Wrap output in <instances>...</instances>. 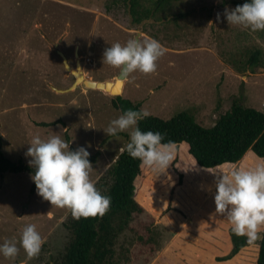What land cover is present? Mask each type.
<instances>
[{
    "label": "rangeland",
    "instance_id": "1",
    "mask_svg": "<svg viewBox=\"0 0 264 264\" xmlns=\"http://www.w3.org/2000/svg\"><path fill=\"white\" fill-rule=\"evenodd\" d=\"M128 3L0 0V150L6 156L29 163L26 153L33 137L59 136L69 147L83 146L90 155L96 154L90 179L100 189L130 130L115 137L104 131L122 115L109 90L83 84L66 92L57 90L69 88L75 80L58 49L72 67L80 59L85 78L114 81L120 69L103 64V53L117 42L124 45L135 39L139 30L141 41L157 40L166 50L155 72L136 71L124 79L120 95L140 103L142 110L166 119L188 110L206 127L234 101L264 112V31L230 25L225 16V9L243 5L244 0H180L171 9L178 14L175 19L152 17L139 30ZM257 49L262 50L258 63L248 64ZM249 154L251 165L264 162L253 151ZM231 169L232 165L200 168L185 145L175 147L174 160L165 172L142 165L138 199L145 213L140 218L154 222L149 232L120 234L114 260L118 264H256L258 239L232 259L219 260L232 248L228 231L232 226L216 212L214 197L220 172ZM178 174L183 175L179 185ZM31 176L28 172L0 175V244L15 240L19 249L14 259L0 255V264L58 263L68 241L64 223L70 210L52 206L36 187L31 192ZM29 224L36 226L43 240L32 259L19 243Z\"/></svg>",
    "mask_w": 264,
    "mask_h": 264
},
{
    "label": "clouds",
    "instance_id": "2",
    "mask_svg": "<svg viewBox=\"0 0 264 264\" xmlns=\"http://www.w3.org/2000/svg\"><path fill=\"white\" fill-rule=\"evenodd\" d=\"M225 16L230 25L264 31V0H246L232 10L225 9ZM165 51L157 40L130 39L124 45L117 42L105 49L103 64L121 69L122 78H129L136 71L149 74L156 71V62ZM149 115L146 110H127L104 131L115 137L130 130L125 150L160 174L173 162L175 145L164 143V135L159 131L140 130L139 121ZM29 144L26 155L31 157L29 164L35 169L31 178L39 196L52 206L69 209L76 220L102 217L109 210L110 197L102 195L90 179L93 165L85 147L70 150L69 144L59 136L47 140L35 136ZM220 173L214 197L216 212L227 217L233 234L253 243L264 226V163L252 169L233 168ZM19 243L28 259L38 256L43 240L34 224L24 227ZM18 251L15 240L0 244V255L5 259H14Z\"/></svg>",
    "mask_w": 264,
    "mask_h": 264
},
{
    "label": "trees",
    "instance_id": "3",
    "mask_svg": "<svg viewBox=\"0 0 264 264\" xmlns=\"http://www.w3.org/2000/svg\"><path fill=\"white\" fill-rule=\"evenodd\" d=\"M128 1L129 15L134 22L139 23L143 19L157 18L159 15H162L159 18L173 16L175 19L178 14L171 9L180 0ZM261 53L260 49L252 52L248 64L256 65ZM112 104L121 114L127 110H142L140 103L121 95H115ZM138 126L141 131L161 132L164 135L163 142H172L176 148L185 145L193 163L205 170L236 163L249 149L255 155L264 157V112L244 106L238 101H234L230 109L221 114L210 127L198 123L188 110L179 111L168 119L149 115L140 120ZM129 141L130 137L108 169L106 182L98 189L102 195L110 197L109 210L102 217H81L79 220L74 219L70 212L64 223L69 238L55 264H118L114 256L119 235L125 230H151L154 219L140 218L145 213V208L139 201L140 198L138 199V178L143 164L139 159H133L125 150ZM70 150L76 149L71 145ZM95 157L96 154L90 155V161H94ZM34 171L29 163L22 159L12 160L0 150V175L5 172L34 174ZM166 176L171 178L169 173ZM182 177V174H178L177 185L182 183ZM35 187L33 183L31 192ZM228 231L232 248L219 258L221 261L232 259L248 244L247 238L233 234L231 227ZM260 235L262 237L257 241L256 264H264V226Z\"/></svg>",
    "mask_w": 264,
    "mask_h": 264
},
{
    "label": "water",
    "instance_id": "4",
    "mask_svg": "<svg viewBox=\"0 0 264 264\" xmlns=\"http://www.w3.org/2000/svg\"><path fill=\"white\" fill-rule=\"evenodd\" d=\"M150 20H153L152 18H147V19H143L141 22L136 23V26L138 28V30L140 29L141 25H143L146 22H149ZM141 34V31H138L137 36L135 37V39H139V35ZM58 53L59 55L62 57V61L63 64L65 66V68L67 70H70V72L74 75L75 80L72 83V85L69 88L66 89H57L60 92H66V91H70L74 88L77 87L78 84H83L86 87L89 88H96V89H101V90H109L111 93H113L114 95H120L123 89V85H124V79L121 76V69L119 74L117 75L116 79L114 81H95V80H90L85 78L83 71L81 69V62L80 59L78 58L76 60V64L75 67H72L68 61L67 56L65 55V53L61 50L58 49ZM76 56H78V53H76ZM262 236L259 235L260 239Z\"/></svg>",
    "mask_w": 264,
    "mask_h": 264
},
{
    "label": "crops",
    "instance_id": "5",
    "mask_svg": "<svg viewBox=\"0 0 264 264\" xmlns=\"http://www.w3.org/2000/svg\"><path fill=\"white\" fill-rule=\"evenodd\" d=\"M250 151H252V150H248L246 153H245V155L238 161V162H236V163H233V164H223V167H226V165H232V167L233 168H240V169H252V168H255L256 166H253V165H251L250 164V162H248V160L246 159V157L247 156H251V158H253V155L252 154H249L250 153ZM262 158H264V157H262ZM264 161V160H263ZM262 163H264V162H262ZM246 247V246H245ZM245 247H243L240 251H239V253L237 254V255H239L240 254V252L245 248ZM236 256V255H235ZM234 256V257H235Z\"/></svg>",
    "mask_w": 264,
    "mask_h": 264
}]
</instances>
